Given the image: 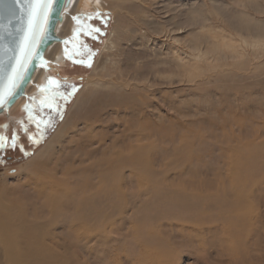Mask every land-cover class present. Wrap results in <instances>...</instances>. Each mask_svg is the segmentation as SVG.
<instances>
[{
	"label": "rangeland",
	"instance_id": "rangeland-1",
	"mask_svg": "<svg viewBox=\"0 0 264 264\" xmlns=\"http://www.w3.org/2000/svg\"><path fill=\"white\" fill-rule=\"evenodd\" d=\"M116 2L81 0L72 17L78 27L99 28L96 38L74 39L69 31L64 63L43 65L47 89L34 96L39 84L23 104L0 112V135L9 141L0 148V204L18 201L38 222L50 220L46 193L36 187L53 176L67 179V165L53 171L77 157L70 187L78 191L80 169H88V200L74 199L87 208L88 239L63 227L66 209L57 235L72 264H112L117 251L119 262L123 254L134 258L123 264H264V0ZM97 12L99 19H86ZM119 27L124 40L112 50L107 40ZM89 57L91 67L73 62ZM54 108L59 116L51 124ZM124 134L140 149L153 143L134 153L137 173H110V183L121 177V188L105 192L100 176ZM54 141L52 155L36 157Z\"/></svg>",
	"mask_w": 264,
	"mask_h": 264
},
{
	"label": "bare ground",
	"instance_id": "bare-ground-1",
	"mask_svg": "<svg viewBox=\"0 0 264 264\" xmlns=\"http://www.w3.org/2000/svg\"><path fill=\"white\" fill-rule=\"evenodd\" d=\"M80 1L81 0H70L69 5L64 6V10L62 11L61 17H60L61 20L58 22V24L55 28V33L61 40H65L66 35L68 34L69 31H72V30L74 31L75 29L78 28L77 21L73 24L71 19L74 20L72 16L79 9ZM113 1L116 2V0H113ZM122 1L126 2V0H122ZM86 4H87V1H86ZM117 4L121 5L120 0ZM138 5H139V8L135 7V9L137 8L136 9L137 13L143 14L144 11H142L140 9L142 7L140 6V4H138ZM133 11H135V10H133ZM78 15H79V13H78ZM124 30H126V28L119 27V28H114L113 31L111 32L110 37L107 40V43L110 44L112 50L118 48L116 43L119 44L121 42L122 37L120 35L125 34ZM112 39H115V41L112 42ZM122 40H124V39H122ZM62 45H63V43L57 42V43H54V44L47 47V49L44 51V61L41 63H38L36 65V69H35L34 73L32 74V76L30 77L28 84L25 87V92H24L25 94L22 95L21 98H17L10 105V107L15 106L17 104H19V106H20L21 104L24 103L25 98L27 99V97L33 92L32 90H34L36 87H38L39 84H42L41 85V87H42L46 83L47 79L44 77L45 70L43 69L44 64H46L47 62H50V64L51 63L52 64L53 63H60V62L64 63V58H63V53H62ZM106 50H107V47H106ZM176 51H178V50H176ZM176 51H175V53H176ZM181 51L183 52V50H181ZM180 60H181V58H180ZM183 67H184V65L181 64L180 68H183ZM181 71H183V70H181ZM154 73H155V71H154ZM128 77H129V75H128ZM96 78L98 81V77H96ZM91 79H92V76H91ZM145 81H146V79H145ZM92 82L93 81L91 80V83ZM114 83L115 82H110L109 85H112ZM94 84H95V82L92 83V86ZM121 85H124V83H122ZM127 85H129V84H127ZM41 87L39 86L38 90ZM116 93H119V92H116ZM32 98H33V96H32ZM10 107L6 108V110L9 109ZM135 111H137V110L134 107L132 109H130V112L132 115H136ZM140 111L141 110H139V112ZM0 112H1V109H0ZM143 112L146 113L145 110H143ZM134 124H135V121L129 122L127 127H124V131L126 129H132L134 127ZM144 130H146V128ZM149 132L150 131H148V133ZM133 134L137 135L138 137H142V138H144L147 135V139H149L148 134L145 135L143 133H139L138 131L136 134L135 133H133ZM86 135H87V139L83 143L81 142L83 144L81 146V150H87L84 152L85 153L84 155H85V158H88V130H87ZM103 138H105V137H103ZM137 141L141 142V138L137 139ZM104 142H106L104 139H100L98 143H100L101 146H103ZM58 143L59 142L54 141V142H50V143L46 144L44 147H42L38 151L36 157L43 158V157H47L49 155H52L53 154L52 151L56 148V145ZM81 143H79L78 145H80ZM118 143L120 144V147L116 146ZM152 143L153 142L151 141V142H149L150 145L145 146L142 149H140L139 146L137 145V143L134 140H132L131 135H129V134H124V136L118 137V139H116L113 142L112 150H111L113 155H110L109 158L107 159V165H105V170L102 173V175L100 176L101 177L100 178L101 183H102V186H103L105 192L109 189H112L113 186H117V187L121 188V185H120L121 177L118 180L110 183V181H109L110 173L123 174L124 171L127 170L130 173L135 174L141 169V166L139 165V160L137 157H135L134 153L136 151H139V150H141L143 152H149L150 146L152 145ZM70 160L72 161V164H69V160H66L63 163L58 164L56 166L55 170L53 171L54 174L56 175L58 168L62 167L61 164L67 165L64 168L62 167V175L64 177H67V179H59L57 176H53V177H50L47 181H45V183H43V185L36 187V191H38L40 196H43V194L46 193V196L44 198V201H46L45 206H47V209H48V207L51 208L50 214L52 215L51 216L52 218L50 220L48 219L49 221L47 220V221L41 222V223L38 222L37 221V219H38L37 212L36 211L30 212L31 210H29L28 208H25L24 206L17 204L18 201H17L16 205H13V201H12L11 205H7L8 200L3 201L4 205L0 204V253H4L3 255L5 256V260H0V264H72V262L69 259V254L68 253L67 254L62 253L59 250V248H60L59 246H61V243L59 242V240H57V239H59V236H57V235L59 232V228L62 225V222H64V221H61V219H60L61 211H65V209H66V212H68V211L70 212V220H69V222H64L63 227H65V226H66V228L68 227L73 232V234H76V236L78 238H82V236H85L84 238L88 239V222H87L88 221V213H86L87 211H85V209H87V208L85 206V209H83V207L79 201V200H81L83 202V201L88 200V173L85 172V171H88V169H80V171L84 175H81L82 183H79L78 181L76 182L79 184V190L77 191V190H75V188L70 187L71 184H74L73 178L69 179L72 175H74V174H72V172L75 169L73 167L76 163L77 157L72 158ZM81 172L79 174H82ZM75 185L76 184H74V187H75ZM75 198L79 199V200H74ZM21 200H22V198H21ZM66 201H70L69 204H74L72 207V210L69 209L68 205L66 204ZM10 202H9V204H10ZM19 203H21V202H19ZM105 218H107V217H105ZM195 229L199 233L202 232L198 228H195ZM203 229H205V227ZM99 231L100 230H97V233ZM101 231L103 232V229H101ZM93 233H94V231H93ZM120 256H121L120 252H118V251L115 252L110 258V261L113 260L112 264H123L124 261H128V263H129V262H132L134 259L133 256H130V254H123L122 261L119 262ZM132 264H134V263H132Z\"/></svg>",
	"mask_w": 264,
	"mask_h": 264
},
{
	"label": "water",
	"instance_id": "water-1",
	"mask_svg": "<svg viewBox=\"0 0 264 264\" xmlns=\"http://www.w3.org/2000/svg\"><path fill=\"white\" fill-rule=\"evenodd\" d=\"M70 0H55L49 7L50 23L45 21L44 26L36 35L35 41L31 46V55L24 63V68L21 71L22 79L18 81V87L14 90V94L10 99H7L4 106L0 107L1 112L17 99L21 98L25 93V87L36 69V65L44 61V51L48 46L61 42L63 44L66 40H61L55 33V28L61 20V13L64 6H68ZM55 9L53 12L52 10ZM14 27L11 29L12 34L0 30V91H3L7 97V85L9 84V77L14 76V69L18 68L19 61L24 60V52L22 48L27 46L28 41L25 37L26 22L20 19H14ZM4 110V111H5Z\"/></svg>",
	"mask_w": 264,
	"mask_h": 264
},
{
	"label": "snow or ice",
	"instance_id": "snow-or-ice-1",
	"mask_svg": "<svg viewBox=\"0 0 264 264\" xmlns=\"http://www.w3.org/2000/svg\"><path fill=\"white\" fill-rule=\"evenodd\" d=\"M54 2L55 0H0V30L7 32L9 35H11V29L14 27L13 21L14 19L18 18L26 22V32L28 33V35L25 37V39L28 41V44L27 46L22 48V51L24 52V60L19 61L20 66L14 69L15 75L9 77V84L6 86L7 97L5 96L3 91H0V107L4 106L6 100L11 98V96L14 94V90L18 87V81L22 79L21 71L24 68V63L26 62L27 58L31 55V46L35 41L36 35L44 26L45 21L49 23L51 22L49 7ZM52 11L54 12L55 9H53ZM99 18L100 14L98 12L89 14L86 17V19L88 20ZM73 19L76 20L78 24L80 23V18L73 17ZM98 32H100V29L95 28L92 25H81L80 27L74 30V39L78 38L80 33H83L85 36H91L93 39H95L96 37L94 33ZM64 43L67 44L68 41H64ZM84 47L87 48V45H84ZM64 51L66 58L72 60L73 56L69 55V50L66 48ZM77 54H79V51H77ZM73 62L86 64L87 67H91L90 57L88 62L84 60H74ZM50 83L53 82L50 81ZM41 91L43 92L45 90L41 89ZM75 91V86H72V92ZM27 110L28 109L26 108V111ZM16 139L17 138L14 134L10 142L12 147L16 146ZM8 143V138L0 135V148L5 147Z\"/></svg>",
	"mask_w": 264,
	"mask_h": 264
},
{
	"label": "flooded vegetation",
	"instance_id": "flooded-vegetation-1",
	"mask_svg": "<svg viewBox=\"0 0 264 264\" xmlns=\"http://www.w3.org/2000/svg\"><path fill=\"white\" fill-rule=\"evenodd\" d=\"M47 84V83H46ZM46 84H44L40 89H39V91H37V93L35 94V95H38V93L40 92V90L42 89V88H44V86L46 85ZM46 89H47V85H46V87H45ZM34 95V96H35ZM33 96V97H34ZM28 104V103H27ZM26 108H28V106L26 105V107L24 108V110L26 109ZM23 110V111H24ZM54 112H52V117H51V119H52V122H51V124H53L54 123V121H55V119L59 116V111L56 109V108H54ZM4 116V115H3ZM12 119V118H11ZM48 129V128H47ZM49 130V129H48ZM10 148H12V149H14L12 146L10 147ZM12 159V158H11Z\"/></svg>",
	"mask_w": 264,
	"mask_h": 264
}]
</instances>
